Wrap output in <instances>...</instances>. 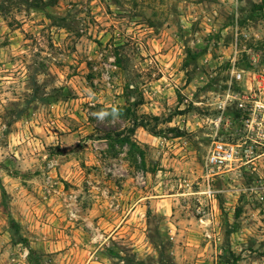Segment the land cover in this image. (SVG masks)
<instances>
[{
  "label": "rangeland",
  "instance_id": "obj_1",
  "mask_svg": "<svg viewBox=\"0 0 264 264\" xmlns=\"http://www.w3.org/2000/svg\"><path fill=\"white\" fill-rule=\"evenodd\" d=\"M257 4L0 0V264H264V155L203 175L230 56L264 64L263 11L221 25Z\"/></svg>",
  "mask_w": 264,
  "mask_h": 264
},
{
  "label": "built area",
  "instance_id": "obj_2",
  "mask_svg": "<svg viewBox=\"0 0 264 264\" xmlns=\"http://www.w3.org/2000/svg\"><path fill=\"white\" fill-rule=\"evenodd\" d=\"M249 61L248 67H240L235 54L231 56L222 88L212 91L216 100L207 116L211 141L203 174L208 191L210 178L232 162L264 155V64L258 65L255 58Z\"/></svg>",
  "mask_w": 264,
  "mask_h": 264
},
{
  "label": "crops",
  "instance_id": "obj_3",
  "mask_svg": "<svg viewBox=\"0 0 264 264\" xmlns=\"http://www.w3.org/2000/svg\"><path fill=\"white\" fill-rule=\"evenodd\" d=\"M253 1L256 4L259 3V2L261 3V0H253ZM240 10H242V9H240ZM261 11H263V13H264V4L262 5L261 8H258L254 12H252V11L247 12V14H245L244 16H242V14H241L242 12L234 10V12H235L234 20H233L232 14H231L229 16L230 17V21L221 25L222 26V30L223 31H228L229 30L230 32H234L235 34H237L239 32V30L246 31L247 28H253V25H255L256 19L258 18V13H260L259 15H261ZM232 46H233V44L230 43V45L227 47V50L231 51ZM235 46H236V44L234 45V48H236ZM205 55H206L207 58H209L210 62L213 65H215L216 63H219L218 61H221V59L224 57V56L211 57L210 52L209 53L208 52L205 53Z\"/></svg>",
  "mask_w": 264,
  "mask_h": 264
},
{
  "label": "trees",
  "instance_id": "obj_4",
  "mask_svg": "<svg viewBox=\"0 0 264 264\" xmlns=\"http://www.w3.org/2000/svg\"><path fill=\"white\" fill-rule=\"evenodd\" d=\"M264 4V0H261V3L257 5L258 8H261L262 5ZM249 66V65H247ZM125 111V112H123ZM118 115H120L121 117H129V109L128 108H120L119 111L117 112ZM138 125H141L143 126L142 123H137L133 120V123H132V127L131 128H128V132L131 134L133 133V130L136 126ZM129 133L128 134H123L122 132H115L114 133V136H111V134H107V137L111 138V139H114L115 141H118V142H123V143H129L131 147H136V144L135 142L131 141L130 140V136H129ZM140 155H143L142 152ZM9 221L10 223L14 224L16 223L14 221V219L9 215ZM27 247V257L28 259H37V256H34V255H37L36 251H34L31 247L29 246H26ZM34 256V257H33Z\"/></svg>",
  "mask_w": 264,
  "mask_h": 264
}]
</instances>
